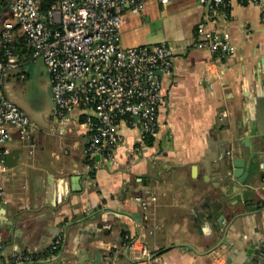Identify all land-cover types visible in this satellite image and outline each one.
<instances>
[{
  "label": "crops",
  "instance_id": "obj_1",
  "mask_svg": "<svg viewBox=\"0 0 264 264\" xmlns=\"http://www.w3.org/2000/svg\"><path fill=\"white\" fill-rule=\"evenodd\" d=\"M203 18L199 0H147L122 15L123 47L167 41L175 53L162 77L159 131L138 154L131 150L140 132L121 126L114 158L87 162L82 129L52 116L50 83L49 126L32 132V152L16 134L6 145L8 155L23 153L0 199L1 264H264V23L257 6L233 0L212 23L236 45L220 58L191 48ZM9 20L10 3L0 31ZM13 34L18 49V24ZM16 54L2 91L24 110L12 78L34 82L38 60ZM240 159L247 173L239 180ZM136 196L157 200L145 212ZM134 242L150 256L132 250ZM18 254L31 259L15 261Z\"/></svg>",
  "mask_w": 264,
  "mask_h": 264
},
{
  "label": "built area",
  "instance_id": "obj_2",
  "mask_svg": "<svg viewBox=\"0 0 264 264\" xmlns=\"http://www.w3.org/2000/svg\"><path fill=\"white\" fill-rule=\"evenodd\" d=\"M146 1L58 0L48 16H43L42 0H10L13 21L5 22L0 31V199L11 179L7 143L16 134L19 142L29 143L32 152L35 144L30 139L38 128L2 91L6 71L19 66L13 50L15 24L26 38L32 59H42L50 73L53 118L64 127L73 123L82 129L86 137L83 155L93 163L98 155L105 160L114 158L125 140L121 126L140 132L141 143L131 150L134 155L160 128L159 111L165 104L162 77L173 71V46L167 41L134 47L121 43L122 15L141 11ZM236 1L257 6L264 23V0ZM232 2L199 0L204 18L196 28L191 46L194 51L208 50L220 58L236 53L230 33L212 26L214 17L226 14ZM135 200L148 212L157 198L136 196ZM61 242L62 235L58 234L51 250H58ZM130 248L150 256L149 249L144 245L139 249L137 242ZM3 250L0 243V264ZM14 258L21 261L31 256L18 254Z\"/></svg>",
  "mask_w": 264,
  "mask_h": 264
},
{
  "label": "rangeland",
  "instance_id": "obj_3",
  "mask_svg": "<svg viewBox=\"0 0 264 264\" xmlns=\"http://www.w3.org/2000/svg\"><path fill=\"white\" fill-rule=\"evenodd\" d=\"M35 65L37 74L34 77V82H30L28 78L14 77L12 79L15 83L12 84V88L15 90L17 100L20 103H25L24 110L37 124L38 129L47 128L50 121L47 103H51L49 94L51 79L42 59H38V63ZM27 156L29 157L28 153Z\"/></svg>",
  "mask_w": 264,
  "mask_h": 264
},
{
  "label": "trees",
  "instance_id": "obj_4",
  "mask_svg": "<svg viewBox=\"0 0 264 264\" xmlns=\"http://www.w3.org/2000/svg\"><path fill=\"white\" fill-rule=\"evenodd\" d=\"M58 2V0H42V3H41V13L43 16H48L49 14V11H50V8L56 4ZM9 3H10V0H0V12L2 11H6L8 8H9ZM16 43L14 42L13 43V50L15 52H22L23 54L24 53H27L29 52L28 50V46H27V42H26V38L25 36H22L20 41H19V46H18V49L15 48V45ZM31 55V54H29ZM154 139V136H152L148 141H147V144H151L152 140ZM59 251V250H58ZM57 250L53 251V253H57L58 252ZM47 254V253H46ZM33 259L37 258V256H32Z\"/></svg>",
  "mask_w": 264,
  "mask_h": 264
},
{
  "label": "water",
  "instance_id": "obj_5",
  "mask_svg": "<svg viewBox=\"0 0 264 264\" xmlns=\"http://www.w3.org/2000/svg\"><path fill=\"white\" fill-rule=\"evenodd\" d=\"M43 21H45V18L43 19ZM23 151L21 149L17 150V151H13L12 153H10L7 157V163L10 167H15L18 165L20 159H21V155H22ZM246 166L245 163H243L242 159H240L239 161V166L234 170V177L239 179L240 178L244 179V176L247 172H245L244 167ZM81 177L77 176V180L80 181ZM59 193L60 191H58L57 194V198H59ZM63 196V193L62 195Z\"/></svg>",
  "mask_w": 264,
  "mask_h": 264
}]
</instances>
